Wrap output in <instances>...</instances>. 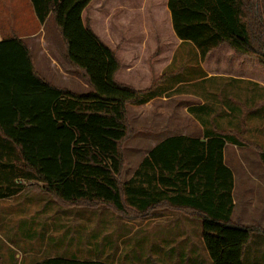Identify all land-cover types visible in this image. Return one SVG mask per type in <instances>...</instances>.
Returning <instances> with one entry per match:
<instances>
[{"label": "trees", "instance_id": "obj_1", "mask_svg": "<svg viewBox=\"0 0 264 264\" xmlns=\"http://www.w3.org/2000/svg\"><path fill=\"white\" fill-rule=\"evenodd\" d=\"M30 1L40 24L53 16L68 62L91 90L77 93L49 82L17 35L0 41V200L21 193L25 182H38L30 186L66 206L104 205L128 220L158 209L180 212L201 221L212 264H245L248 245L264 228L232 221L234 175L224 148L252 146L263 166L264 149L244 128L204 127V138L161 141L123 180L124 144L142 130L131 124L128 105L154 98L162 76L151 67L144 90L118 81L116 51L82 16L92 0ZM167 6L175 34L193 43L201 60L226 45L264 69V0H168ZM34 264L109 263L49 257Z\"/></svg>", "mask_w": 264, "mask_h": 264}, {"label": "rangeland", "instance_id": "obj_2", "mask_svg": "<svg viewBox=\"0 0 264 264\" xmlns=\"http://www.w3.org/2000/svg\"><path fill=\"white\" fill-rule=\"evenodd\" d=\"M15 1L0 0V24L7 27L11 22L10 19L15 16L12 13L15 10L16 12L22 10L20 12H23L20 20L21 24L28 31H36L39 23L35 14L30 15L28 5L15 6ZM30 21L32 23L28 24ZM55 26L54 18L50 16L46 27L48 37L52 36L49 31L50 27L55 28ZM55 30L53 36L58 38L64 48L57 28ZM13 35H16V33L13 32ZM53 41L56 42V40ZM54 49L57 50L58 57L61 58L60 45H56ZM186 55H188V58L184 59ZM199 60L196 46L191 42L185 43L179 49L168 72L159 78L157 82H163L162 85H172L178 81H186L189 77L192 79L197 78L201 72ZM57 61L58 63L55 66L59 73H55V77L52 78L53 81L64 84L65 86L62 87L67 89L71 88L77 92L84 91L83 83L85 82L78 70L76 68V70L71 69V67H74L64 57L61 62ZM55 66L52 65L53 68ZM44 67H48L47 64ZM41 71L42 73L45 72L43 68ZM144 81L145 79H139V83L134 82L133 84L142 87ZM224 84L225 82L222 79L214 78L203 82H195L193 85H182L179 90L169 93L172 97L171 100L167 101V105L170 104L169 110H165L163 113L166 117H170L172 126L167 127L166 135L185 131V104L181 92L186 91L185 88L192 91H200L197 89L202 87L211 88V90H205L206 97L209 98L207 108L211 111H208L211 117H208L206 128L213 130L219 128L224 131H240L244 128L246 137L257 142L264 149V107L254 101L244 102L246 106L241 105L238 100L235 101V96L237 99L243 97L239 93L240 90H235L230 86L225 87ZM175 93L177 96L173 95ZM233 107H236L238 111H232ZM212 112L215 113V116H212ZM137 114L136 108L132 107L130 113H128L131 124L134 127L139 124L141 125L139 128L145 129V132H151L150 128L154 126V123L135 121ZM139 133L138 135H142L144 132L139 131ZM135 135L137 136V134ZM142 139L140 140L139 136L130 138L124 144V148H126L125 155L129 160L128 168H130L132 162L136 163L138 147L142 148L141 153L149 147L148 144L143 143ZM227 147L226 162L235 171L238 181L236 191L237 213L240 216L238 218L244 219V223L248 225H258L264 228L262 224H255L254 222L255 219H264V166L259 160L258 152L252 146H245L247 148L242 149L240 158H237V153L236 156L232 155L234 146L228 144ZM250 171L253 174H250ZM246 172H249V175ZM35 184L40 185L38 182H25L24 189L19 195L10 200L0 201V258L2 264H28L55 255L97 259L104 262H110L113 258L124 264L129 263V259H132V264L147 262L145 258H148L146 254L150 252V247L148 242L142 240L143 235H139L137 232L136 219L129 222L128 219L104 205L95 207L66 206L40 188L30 186ZM250 202L255 205L252 207L251 212L247 207ZM190 220L201 230L200 220ZM139 238L140 240H138ZM255 246H258L259 253L257 264H264V236L257 234L253 236L247 247V253H245L246 264H253L251 256Z\"/></svg>", "mask_w": 264, "mask_h": 264}, {"label": "crops", "instance_id": "obj_3", "mask_svg": "<svg viewBox=\"0 0 264 264\" xmlns=\"http://www.w3.org/2000/svg\"><path fill=\"white\" fill-rule=\"evenodd\" d=\"M167 3L168 0H92L87 9L84 10L82 14L83 19H88L93 31L117 53L121 62V69L117 75L119 82L131 85L138 90L148 88L151 82L150 80L152 79L151 67L156 78L163 77L174 63L179 49L185 43H190L183 42L175 34ZM14 4L15 6L22 4L28 5L30 15L35 14L30 0H16ZM21 11L22 10L16 12L15 10L14 13H12L15 16L10 19L11 22L7 27L0 24V41L11 38L13 32L16 33V35L29 47L34 58L35 66L36 68L38 67L42 76L56 86H65L60 82H54L52 79L59 73L55 66L58 63L57 60L61 62L63 57L67 60L60 41L56 36H53V33L56 31V26L55 28L50 27L49 31L52 36L48 37V31H46L47 21L52 15L50 14L43 24L38 22L39 26L36 31H28L20 22L23 15V12L20 13ZM26 23L27 21L25 24ZM31 23V21L28 22V24ZM53 40H56V42ZM58 44L61 47L62 59L58 57L59 54L57 50L54 49ZM48 47L50 51L47 50ZM197 54L199 57L198 50ZM187 58L188 55L184 56V59ZM45 64H47L48 67L45 68ZM52 65L55 67L53 68ZM199 65L201 72L197 78L192 79L189 77L186 81H178L172 85H162L163 82H160L154 89L156 96L150 101L139 105H128V113H130L132 107H135L138 111V116L136 115L137 118L134 119L135 121L141 123L151 122L154 123V126L150 128L152 130L151 132H145L144 129L140 131L142 133L144 132L142 135H138L140 134L138 132L136 133L137 136L135 135L132 137L135 138L139 136L140 140L143 138V143L148 144L149 147L143 150V153L140 151L142 148L138 147L136 163L132 162L130 168H128V160V164L122 174L123 180L130 179L140 162L148 155L149 151L166 138L174 135L204 138V127H206L207 120L209 119L208 117H211L208 114L210 110L207 108V104L209 103L207 100H209V98L206 97L205 90H211V88L202 87L197 89L201 92L185 88L184 90L186 91L181 92V95L184 96L185 104V131L181 133H168L167 135L165 133L167 127L172 126L170 117H166L163 113V111L169 110L170 104L167 105V101L172 98L169 93L179 90L182 85H193L195 82H203L214 78L222 79V81L225 82V87L230 86V88L233 87L235 90H240L239 93L243 97L241 99L238 97L237 99L235 96V101L238 100V103L241 105H243L244 102L250 103L254 101L256 104L264 107V69L257 65L255 59L235 55L228 46L222 45L211 51L205 60L200 59ZM42 68L43 71L45 70V74L42 73ZM71 69L75 68L71 67ZM149 78L151 79L149 80ZM139 79H145L142 87H140V85L137 87L133 84L134 82L139 83ZM87 85L88 84L83 83L85 90L82 92L91 90V87ZM71 90L77 92L73 89ZM173 95L177 96L176 93ZM212 116H215V113L212 112ZM140 126L141 125L137 124V127ZM228 144L234 146L232 148V155L236 156L237 153V158H240L241 150L247 148L238 147L232 143H226L224 148L225 162ZM125 149L126 148H124V150ZM230 168L232 169V167ZM232 171L234 175L232 196L235 204L232 213V221L241 225H248L244 223V219L238 218L240 217L237 213L236 198L238 181L235 171L233 169ZM246 173L249 175V172ZM250 174L253 173L250 171ZM16 196L17 195L2 200H10ZM254 206L252 202L247 204L250 212ZM190 219L195 218L168 209H158L149 218L136 219V230L139 235H143L141 237L142 240L148 242L150 247V252L146 254L148 258H145L147 262L144 264H212L208 250L202 239L201 230L196 224L190 222ZM129 222H131V220H129ZM254 222L255 224H262V226H264V219H255ZM138 240H140V238ZM245 253H247V249ZM258 254V246L253 247L251 256L253 264H257ZM50 257L97 260L59 255ZM38 261L40 260L28 264H34ZM128 262L127 264H132V259H129ZM244 262L246 264L245 256ZM106 263L124 264L113 258L112 261Z\"/></svg>", "mask_w": 264, "mask_h": 264}]
</instances>
